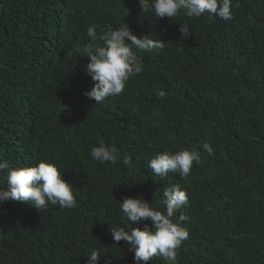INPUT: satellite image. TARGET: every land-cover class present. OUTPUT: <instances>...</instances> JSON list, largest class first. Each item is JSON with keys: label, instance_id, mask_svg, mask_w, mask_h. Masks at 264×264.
<instances>
[{"label": "trees", "instance_id": "1", "mask_svg": "<svg viewBox=\"0 0 264 264\" xmlns=\"http://www.w3.org/2000/svg\"><path fill=\"white\" fill-rule=\"evenodd\" d=\"M232 5L228 21L183 12L170 20L142 13L138 0H0V160L55 164L77 200L40 212L0 203V264H87L93 248L104 252L99 264H135L110 229L151 221L133 225L120 201L142 197L163 210L159 201L172 185L189 197L175 217H186L189 233L176 264H264V0ZM123 23L165 47L138 52L143 72L95 104L84 95L94 83L89 57L78 49L99 43L87 36L90 25L99 34ZM156 88L167 96L158 98ZM101 141L120 150L116 165L91 159ZM193 149L201 161L187 177L160 179L147 168L158 153Z\"/></svg>", "mask_w": 264, "mask_h": 264}, {"label": "clouds", "instance_id": "2", "mask_svg": "<svg viewBox=\"0 0 264 264\" xmlns=\"http://www.w3.org/2000/svg\"><path fill=\"white\" fill-rule=\"evenodd\" d=\"M142 13H151L157 18L164 17L173 20L179 13L189 18H200L207 14L209 18L218 17L224 21L233 18L232 0H138ZM187 23L180 25L182 37L190 34ZM87 36L95 43L84 45L78 49L79 55L89 57L85 72L91 77L93 86L84 95L101 104L109 97L120 95L126 83L133 76L143 72V60L137 54L148 53L153 49H163L164 40L142 34L137 36L129 25L123 23L119 27L109 25L107 30L101 29L99 34L95 24L87 28ZM133 48L136 51H133ZM158 98H165L167 92L156 88ZM202 149L209 155L213 154L210 144L204 143ZM91 159L101 164L116 165L120 159V150L103 141L94 146L90 152ZM201 152L193 149L175 153L164 151L158 153L147 162V168L153 176L167 178L170 173L187 177L193 167V162L199 164ZM6 172V187H0V203L7 200L26 202L39 212L51 205L62 209L76 207V197L71 182L63 178V172L46 160H41L34 166L14 167L7 160H0V173ZM189 202L185 190L179 185L165 187L159 201L163 210L154 208L142 197L125 196L120 201L119 209L123 216L133 225L144 220L143 228L111 227L114 244L121 240L129 244V250L134 253L135 264H147L153 257H161L170 264H176L177 251L183 241L189 237L188 230L182 226L186 219L182 214L175 218L183 206ZM102 251L93 248L87 253V264H99ZM105 264H111V259H105Z\"/></svg>", "mask_w": 264, "mask_h": 264}]
</instances>
